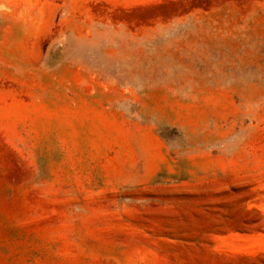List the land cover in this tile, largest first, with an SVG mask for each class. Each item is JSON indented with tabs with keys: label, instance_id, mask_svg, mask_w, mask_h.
I'll use <instances>...</instances> for the list:
<instances>
[{
	"label": "rangeland",
	"instance_id": "obj_1",
	"mask_svg": "<svg viewBox=\"0 0 264 264\" xmlns=\"http://www.w3.org/2000/svg\"><path fill=\"white\" fill-rule=\"evenodd\" d=\"M0 264H264V0H0Z\"/></svg>",
	"mask_w": 264,
	"mask_h": 264
}]
</instances>
